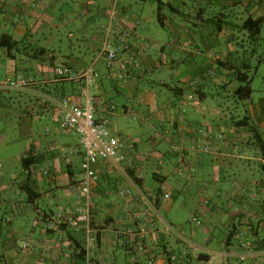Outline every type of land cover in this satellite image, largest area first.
<instances>
[{
	"label": "crops",
	"instance_id": "1",
	"mask_svg": "<svg viewBox=\"0 0 264 264\" xmlns=\"http://www.w3.org/2000/svg\"><path fill=\"white\" fill-rule=\"evenodd\" d=\"M113 11L117 18L111 22ZM248 20H263L259 35L245 27ZM126 30L130 36L109 68L105 42H116ZM0 35L20 43L6 53L4 77L24 74L41 83L27 92L0 93V112L33 97L41 110L37 118L54 122L34 139L26 122L34 116L27 112L20 116L28 138L20 160L5 147L0 152V264H88L87 258L89 264H142L149 255L134 261L126 253L128 234L144 225L124 212L121 192L131 183L108 162L96 166L100 180L92 194L89 246L82 229H50L60 211L72 214L78 205L74 161L81 165L84 157L78 136L64 132L55 111L42 104L48 93L86 104L79 82L53 81L60 65L77 71L95 67L100 78L89 95L96 119L107 121L112 134L127 143L129 156H148L130 173L160 199V218L153 217L145 241L159 256L156 264H177L169 254L182 264H264V0H0ZM40 48L49 53L36 61L33 50ZM247 83L252 94L244 99L237 90ZM179 124L191 130L179 132ZM202 128L223 133L225 145L214 153L201 151ZM165 130L169 135L162 137ZM6 142L0 132V146ZM38 145L60 150L44 151L25 169L24 153ZM62 150L71 153L67 160ZM179 165L196 173L181 179ZM43 168L51 175H42ZM205 191L214 196L200 208ZM165 194L169 202L162 201ZM189 206L186 220L169 219L174 209ZM199 208L201 224L189 222ZM166 224L199 250L164 235ZM22 239L31 241L30 252L21 251Z\"/></svg>",
	"mask_w": 264,
	"mask_h": 264
},
{
	"label": "built area",
	"instance_id": "2",
	"mask_svg": "<svg viewBox=\"0 0 264 264\" xmlns=\"http://www.w3.org/2000/svg\"><path fill=\"white\" fill-rule=\"evenodd\" d=\"M116 13L113 11L111 14V22L116 20ZM139 23V22H138ZM130 36V31L126 30L118 38L116 42L107 40L103 48V54L108 59V67L111 68L114 61L117 59L118 52L121 50V45ZM120 79H123L122 74H118ZM100 78V74L96 71L95 67H90L86 70L77 71L73 68L65 65H60L53 70L54 82H79L82 86V94L86 98V104L84 106L73 104L67 98L58 99L52 95H42L43 105L47 111H55L57 117L60 120L61 129L68 133L78 136L80 144L84 150V157L81 164V179L79 182V197L78 205L72 214L66 211H60L57 218L58 223H53L50 229H56L60 225H66L74 229H82L87 233V245L91 241L92 228H91V207H92V194L94 186L99 182L100 175L96 169V166L101 162L111 163L119 168L121 173L128 179L131 186L121 192L122 197L127 199L124 207L126 215H132L133 219H136L144 227L135 230L128 234V238L125 241L126 253L135 261H140L143 255L149 254L146 260L142 264H156L159 256L152 254L153 249L149 247L145 241L150 236L149 226L154 228V216L160 218L159 211L156 207L157 201L160 199L151 191L143 189L134 180L130 171L135 167L137 162L145 163L146 154L141 158H135L127 154V143L117 136H114L108 126L107 121H98L95 117V110L93 106V99L89 95V88L95 84ZM40 81L36 78H30L24 74L17 75L13 78H6L0 80V92H27L34 87L40 85ZM194 99V95L189 97ZM179 132H187L191 130L189 125H178ZM169 135V132L165 130L162 133V137ZM199 137L204 138L203 144L198 148L204 153H214L225 145V135L221 132H211L205 129L199 130ZM60 150L58 145H38L34 148H28L24 153V158L37 157L44 151H57ZM61 156L64 160H67L70 156V152L62 150ZM234 155L239 157L240 154L236 150ZM176 173L179 178L186 179L189 175L196 173L194 167H185L179 165L176 169ZM41 174L44 176H50L51 171L48 168L41 169ZM244 191L246 189H243ZM217 196L219 194H216ZM213 194L203 193L200 208L208 206L213 198ZM171 196L165 194L162 197L163 202H169ZM142 204V208L139 212H134L133 207ZM198 209L189 219V222L194 224H201V215L203 209ZM236 212H239V208H235ZM153 218V219H152ZM148 225V226H147ZM121 233V232H119ZM164 235L173 234L179 237L183 242L189 243L191 249L194 251L199 248L189 242L186 238L181 236L177 230L170 224H166L165 229L162 230ZM245 234L241 233L243 237ZM138 238L142 242H138ZM249 242L243 246L248 248ZM20 249L22 252H30L32 249V243L28 239H22L20 241ZM162 254V253H161ZM168 259L177 264H182L183 261L174 254L167 255ZM241 261L245 260L244 256H239ZM142 260V259H141ZM89 264V258H87Z\"/></svg>",
	"mask_w": 264,
	"mask_h": 264
},
{
	"label": "rangeland",
	"instance_id": "3",
	"mask_svg": "<svg viewBox=\"0 0 264 264\" xmlns=\"http://www.w3.org/2000/svg\"><path fill=\"white\" fill-rule=\"evenodd\" d=\"M7 51L5 49H0V80L6 79L4 77V69L2 68L4 64L8 61L6 57ZM87 60V56L85 57ZM4 77V78H2ZM8 78V77H7ZM12 78V77H11ZM256 84H260L259 81L256 82ZM255 84V86H256ZM230 90H233V88H230ZM216 90H214L215 92ZM27 112H30V116H34L33 119L30 117L29 120H26L27 124L29 123L31 127L33 128V132H36L32 137L35 139L37 133L44 132L48 127H54V122L51 120V117H45L41 115L39 118H37L38 114L41 112L40 107H38V102L31 97V99H27L25 102H18L11 104V109L6 113V110L1 109V116L4 114L7 116L6 119L0 118V132L6 133V144L0 146V152L5 147L9 151L10 154H12L13 159L20 160V157L22 156V153L26 147L27 140L26 134L23 127L20 128V124L22 125L23 120L20 119V116L25 117L27 115ZM25 134V135H24ZM145 149H148L149 146L145 145ZM78 160L74 161V169L77 174V179H81V172L80 168L81 165L78 163ZM179 207V206H178ZM192 211V207H184V208H178L174 209L170 214H168L169 219L173 220V217L177 215H181L182 221L186 220L188 216L190 215ZM180 220V221H181ZM186 232L188 235H191L189 228L186 227Z\"/></svg>",
	"mask_w": 264,
	"mask_h": 264
},
{
	"label": "trees",
	"instance_id": "4",
	"mask_svg": "<svg viewBox=\"0 0 264 264\" xmlns=\"http://www.w3.org/2000/svg\"><path fill=\"white\" fill-rule=\"evenodd\" d=\"M262 21L263 20H258V21L248 20L245 23V27L247 29H249L250 31H252V33H253L252 35L257 36L260 34ZM19 44H20L19 42L15 41L9 35H0V49H5L8 53H12L13 51H16L19 47ZM48 53H49L48 50H45L43 48L35 49V50H33L32 58L36 61L37 60L39 61ZM0 93H2V92H0ZM4 93H10V91L4 92ZM15 93H20V92H15ZM48 94L52 95L51 93H48ZM237 94L240 95L244 99L249 98L252 94V89L250 87V84L247 83L245 86L238 88ZM35 160H36V157H30V158H24L23 157V167L25 169H29L30 165L35 163ZM82 254H84L83 250H82Z\"/></svg>",
	"mask_w": 264,
	"mask_h": 264
}]
</instances>
